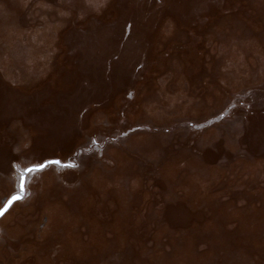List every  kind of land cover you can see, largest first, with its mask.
I'll list each match as a JSON object with an SVG mask.
<instances>
[{"label":"rangeland","instance_id":"obj_1","mask_svg":"<svg viewBox=\"0 0 264 264\" xmlns=\"http://www.w3.org/2000/svg\"><path fill=\"white\" fill-rule=\"evenodd\" d=\"M54 159L0 264H264V0H0V208Z\"/></svg>","mask_w":264,"mask_h":264},{"label":"snow or ice","instance_id":"obj_2","mask_svg":"<svg viewBox=\"0 0 264 264\" xmlns=\"http://www.w3.org/2000/svg\"><path fill=\"white\" fill-rule=\"evenodd\" d=\"M51 165H56L62 168H75L76 167V165L74 164H62L59 160H48L46 162L34 163L32 166H26L23 171L17 168V171L19 172L20 195H11L10 199L5 197V199L7 200V203L4 205L3 211H0V217L4 216V214L8 211V209L13 205L14 202L20 201L23 199V193L25 191L26 176H28L29 174L36 173V172H42L43 170H45Z\"/></svg>","mask_w":264,"mask_h":264},{"label":"water","instance_id":"obj_3","mask_svg":"<svg viewBox=\"0 0 264 264\" xmlns=\"http://www.w3.org/2000/svg\"><path fill=\"white\" fill-rule=\"evenodd\" d=\"M54 160H56V159H54ZM46 162V161H45ZM27 177V176H26ZM25 180H26V178H25ZM13 195H20V191L19 192H17V193H15V194H13ZM24 195H25V191H24V193H23V197H24ZM11 197H9V199H10ZM17 202V201H16ZM7 203V201L4 203V205ZM15 203V202H14ZM13 203V204H14ZM4 205L0 208V211H3V208H4ZM1 218V217H0Z\"/></svg>","mask_w":264,"mask_h":264},{"label":"flooded vegetation","instance_id":"obj_4","mask_svg":"<svg viewBox=\"0 0 264 264\" xmlns=\"http://www.w3.org/2000/svg\"><path fill=\"white\" fill-rule=\"evenodd\" d=\"M27 178V177H26ZM25 184H26V180H25ZM19 192V191H18ZM25 196V195H24Z\"/></svg>","mask_w":264,"mask_h":264}]
</instances>
